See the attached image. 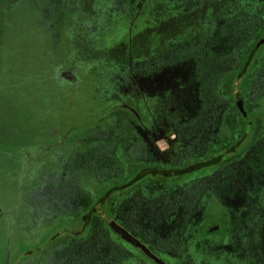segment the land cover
Masks as SVG:
<instances>
[{"label": "rangeland", "instance_id": "rangeland-1", "mask_svg": "<svg viewBox=\"0 0 264 264\" xmlns=\"http://www.w3.org/2000/svg\"><path fill=\"white\" fill-rule=\"evenodd\" d=\"M3 2L0 48L10 39V46L31 43L38 49L34 70L24 64L19 70L34 71L40 84L38 104L27 102L33 112L17 122L33 124L28 137L10 143L0 134V264H48L51 257L30 250L41 253L46 247L41 242L63 237L61 225L80 204L77 194H63L76 182L73 154L62 155V146L46 152L44 144L93 146L108 140L117 156L136 144L141 167L173 169L175 157L197 136L206 143L218 125L224 123L223 132L234 129L237 100L226 99L217 62L235 40L224 38L222 29L237 16L264 20V0H96L92 9L82 0ZM186 38L196 52H182ZM122 46L126 52L120 57L107 52ZM248 105L257 117L256 147L264 137V89ZM212 116L217 123L199 129L198 123ZM237 168L236 176L234 165L229 173L222 167L170 182H144L124 197V221L165 243L166 264H264V169ZM220 176L231 181L212 190ZM80 185L92 186L86 178ZM134 199L139 207L131 215ZM103 209L99 204L98 216L110 218ZM93 227L103 230L99 219ZM127 250L130 256L120 264H148Z\"/></svg>", "mask_w": 264, "mask_h": 264}, {"label": "trees", "instance_id": "trees-1", "mask_svg": "<svg viewBox=\"0 0 264 264\" xmlns=\"http://www.w3.org/2000/svg\"><path fill=\"white\" fill-rule=\"evenodd\" d=\"M95 1L82 0V3L83 6L92 9ZM0 3L6 4L3 0H0ZM2 4H0V8L3 6ZM10 11H6V16L12 13ZM222 31V36L227 40H235V45L234 47L230 45L229 52L218 60L217 63L220 65L218 77L228 101L243 100L246 117L243 118L235 107L234 129L223 132L224 123L221 122L222 125H218L216 135L211 137L208 142L204 143L203 139L197 136L195 141L192 140L193 142L185 144L183 146L184 153L175 157L176 160L170 165L175 170H189L179 178L197 176L222 167L229 173V169L234 165L236 176L238 164H241V168L244 167L251 171L254 169L255 173L264 169V137L254 147V142H257L255 135L259 133V129L257 117L252 112V106L248 105L250 101L258 98L264 89V45L257 47L258 41L264 36V20L251 16H237L234 21L225 23ZM9 44L10 39L0 48V90L4 88L3 90L6 92L5 99L1 100L3 105H0V134L5 136V141H8L6 138L8 136L9 142L13 143L20 140V137H28V128L31 124H23L18 127L17 122L21 118H28V113L33 112L32 108L27 110V102L29 105L38 104L39 91L37 88L40 81L34 71L21 75L22 69L19 70L22 67L20 65L23 64L24 67L34 70L32 61L37 55L38 49L33 48L31 43H19L13 46ZM181 46L183 53L192 54L197 51L195 44L189 38H186ZM107 52H110L112 56L120 57L126 52V46ZM22 55H30L31 59L24 60L20 57ZM205 64L207 68L213 69L209 63ZM23 84L25 88L20 89ZM234 91H237L235 98ZM12 101L14 105H11ZM127 113L129 117L135 119L131 112L127 110ZM216 119L212 116L210 121L207 120L206 123L204 120L200 121L197 126L199 129H203V127L213 125L214 122L217 123ZM14 120H16L15 123H13ZM170 133L171 131H168V134ZM248 134L252 136L250 139L245 137ZM32 137L34 136L32 135ZM106 142H96L93 146L80 147L77 148L78 150L70 149V153L73 154L72 169L74 172L77 171L76 182L72 180L68 189L66 191L64 189L63 194L65 197L77 194L80 208L75 211L74 217L69 219L71 221H66L61 225L63 237L60 238L59 235H56L58 238L55 237V241L41 242V246H46H43L44 252L39 253L36 248L33 251L30 250V254L39 255L40 258L51 257L52 261L48 264H120L130 256L127 250L130 248L137 251L148 264H153L143 253L123 242L98 216V205L102 204L104 205L103 211L108 216L140 242L147 245L153 254L161 258L164 263H167L163 258L164 252L167 251L165 243L147 237L146 233L140 232L137 227H128L123 218L122 198L128 192L122 191L121 187L126 176L131 177L139 173L137 170H130L129 167L130 164L140 161L137 147L128 144L125 150L117 156L112 148L114 142L111 141L112 144H109V148L106 146L109 143L108 140ZM104 143L105 145H103ZM65 151H67L65 148L59 149L62 155H65ZM239 161L241 162L239 163ZM69 170L71 169L67 168L68 172H64L62 175L66 176L70 172ZM84 178L91 182V187L80 185ZM160 180L170 182L172 179L160 178ZM230 181L231 178L220 176L218 180H215L212 190H222ZM138 202L134 199L130 204L129 214L135 215L139 207ZM171 211L173 208L168 209V213ZM151 212L149 209L150 215L155 213ZM58 217H61L63 221L67 218L60 214ZM98 219L103 230L93 227L94 222ZM65 245L70 247L64 248ZM60 249L64 250L58 252L57 250ZM6 254L5 251L4 255ZM20 254L27 256L24 252H20ZM9 264H13V262Z\"/></svg>", "mask_w": 264, "mask_h": 264}, {"label": "flooded vegetation", "instance_id": "flooded-vegetation-1", "mask_svg": "<svg viewBox=\"0 0 264 264\" xmlns=\"http://www.w3.org/2000/svg\"><path fill=\"white\" fill-rule=\"evenodd\" d=\"M61 131H63L62 129H59L58 130V132H61ZM61 144H63V145H61ZM80 143L79 142H77V141H75V142H71V143H63V142H60V144L59 145H55V146H50V145H46V144H44V146H46L45 147V150H46V152L48 151V152H50V151H52L53 149H55L56 147H61V149H63V148H65V149H67V151H65V153H70V149H75V150H78L77 148H80V146H81V148H87L89 145H79ZM131 146H136L137 147V151H138V155H140L141 154V145H136V144H130ZM106 146H108V148L110 147L109 146V144H106ZM52 149V150H51ZM40 150V152H39V154H42L43 153V151L44 150H42V149H39ZM141 158H143V157H141L140 156V161L138 162V163H135V164H139V166H137L136 168H132V169H130V170H137V171H139V173H137L135 176H131V177H128V176H126L125 177V179H124V181H123V185H122V187H121V190L122 191H124V192H128V193H126L125 195H123V200H124V197L125 196H127V195H129V193L130 192H132L133 190H135V189H137L139 186H141V184L142 183H144V182H147V181H149V180H153L154 181V179H160V178H171L172 180L171 181H173L174 180V178L176 179V178H179L180 176H175L174 175V172L175 171H177V170H175V169H165V170H161V169H158V168H145L144 169V167H141L140 166V163L142 162V160H141ZM129 190V191H128ZM34 192V191H33ZM33 192H31V193H33ZM108 201H109V199H108ZM134 201V200H133ZM132 201V202H133ZM131 202V203H132ZM107 217V216H106ZM111 218V217H110ZM124 218V217H123ZM112 219V218H111ZM113 221H114V219H112ZM125 220V219H124ZM115 222V221H114ZM116 223V222H115ZM118 224V223H117ZM119 226H121L120 224H118ZM126 232H128L123 226H121ZM129 233V232H128ZM130 234V233H129ZM56 235H58V234H56ZM56 235L51 239L52 241H55L56 240ZM131 236H133L132 234H130ZM134 237V236H133ZM135 239H137L136 237H134ZM138 240V239H137ZM139 241V240H138ZM123 242H125V241H123ZM140 242V241H139ZM126 243V242H125ZM142 245H144L152 254H153V252L151 251V249H149V247L147 246V245H145L144 243H142V242H140ZM128 244V243H127ZM129 245V244H128ZM131 246V245H130ZM133 247V246H132ZM135 248V247H134ZM135 249H137L138 251H140L138 248H135ZM141 252V251H140ZM142 253V252H141ZM144 254V253H143ZM145 255V254H144ZM154 255V254H153ZM146 256V255H145ZM155 257H157L156 255H154ZM147 257V256H146ZM153 264H155V262H153L149 257H147ZM158 259H160L159 257H157ZM162 262H163V260L162 259H160ZM164 263V262H163ZM164 264H166V263H164Z\"/></svg>", "mask_w": 264, "mask_h": 264}, {"label": "water", "instance_id": "water-1", "mask_svg": "<svg viewBox=\"0 0 264 264\" xmlns=\"http://www.w3.org/2000/svg\"><path fill=\"white\" fill-rule=\"evenodd\" d=\"M260 45H264V36L257 43V47ZM236 108L238 109L239 113L242 115L243 118L246 117V112L243 107V100L238 99L236 101ZM249 123V122H248ZM188 169L177 170L174 172L175 176H180L188 173ZM104 222L106 225L115 233L117 234L123 241L128 243L129 245L138 248L142 253H144L147 257H149L155 264H164L160 259L155 257L144 245H142L137 239L131 236L128 232H126L121 226L115 223L111 218L104 217Z\"/></svg>", "mask_w": 264, "mask_h": 264}]
</instances>
